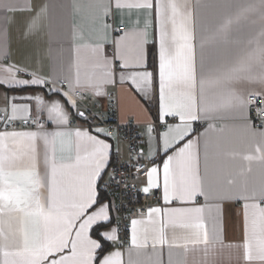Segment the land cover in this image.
<instances>
[{
    "label": "snow or ice",
    "instance_id": "obj_1",
    "mask_svg": "<svg viewBox=\"0 0 264 264\" xmlns=\"http://www.w3.org/2000/svg\"><path fill=\"white\" fill-rule=\"evenodd\" d=\"M71 7L83 14L94 36L74 48V73L46 76L15 64L0 66V86L34 90L23 96L5 93L0 107V264H165L157 245L167 246V264H187L190 250L203 253L195 264H214L209 257L217 246L225 247L216 213L226 200L244 201L243 244L227 247H242L247 264H264V128L249 119L253 106L258 116L264 113V0H71ZM47 8L35 10L30 28ZM113 8L121 23L125 10L137 16L114 40L105 22ZM0 9L13 11L8 3H0ZM77 39H86L82 31H74ZM150 43L157 49L158 120L164 130L153 137L155 125L149 124L147 132L166 157V207H149L146 219L142 213L131 220L124 260L121 251L106 252L101 242L117 240L116 227L100 230L111 217L109 205L97 197L110 145L72 124L87 120L78 106L86 92L100 96L104 85L115 83L113 61H119L121 83L150 97ZM106 44L114 45L111 57ZM80 47L88 50L86 61L79 57ZM85 65L99 71L82 75ZM217 120L235 123L217 129L211 123ZM17 122L29 130H17ZM194 122H209L208 128L189 138ZM95 132L108 135L102 128ZM160 171L157 166L146 170L145 194L161 187ZM200 197L206 205L195 206ZM174 202L180 206H167ZM94 226L97 239L89 234Z\"/></svg>",
    "mask_w": 264,
    "mask_h": 264
},
{
    "label": "crops",
    "instance_id": "obj_2",
    "mask_svg": "<svg viewBox=\"0 0 264 264\" xmlns=\"http://www.w3.org/2000/svg\"><path fill=\"white\" fill-rule=\"evenodd\" d=\"M0 3H8L12 6L13 11L6 12L0 9V66H8L15 64L17 66L26 67L29 71L38 70L43 75L59 74L64 72H75L73 62L76 59L77 53L74 48L80 45L87 44L89 40L94 38L93 33L89 31V23L84 18L83 14L76 13L71 7V0H0ZM47 5L46 15L38 22L35 28H30V21L34 16V12L38 7ZM121 15L113 8L112 14L105 18V22L111 25L110 39H115L120 34L117 33V29L120 26L132 27L137 20L135 12L129 16L127 10L123 16L124 23H121ZM141 25L143 23V17L139 18ZM82 31L86 39L84 40H73V33ZM123 31V32H124ZM153 35L149 36V39L154 38V30L150 29ZM114 52V45L106 44L105 53L111 57ZM199 56V49L197 50ZM210 54V53H209ZM79 57L82 60H87L88 50L86 47L79 48ZM115 83H109L103 86V95L96 96L92 92H86L82 100L90 101L89 105H97L100 109L107 111L109 109L108 102L112 96L116 99V113L117 119L122 122H134L138 124L139 131L147 137V143L145 148V158L149 162V168L157 166L160 168V188L151 189L149 192H154L158 189L162 194V167L163 159H165L164 153L159 151L158 140L153 139L150 141L147 127L154 121L158 120V106H159V94H158V60H157V49L154 43H150L146 46V64L147 70L154 73L153 89L149 98H145L144 95L138 93L128 83H121L119 80L121 69L119 67V61H113ZM98 69H92L85 65L81 68V74L98 72ZM127 74V70H125ZM18 76V74H17ZM21 79L30 78L28 75L18 76ZM66 87V85H65ZM246 87H258L249 86ZM34 90L30 88H16L6 89L0 86V107L5 105V93L9 97L12 96H23L32 93ZM35 91L43 92L46 90L36 89ZM47 99V97H45ZM17 103L24 101H16ZM34 109V102L32 103ZM79 109L83 111V107L78 101ZM250 119V118H249ZM76 125L73 128L88 129L92 134L97 135L100 139L105 140L110 145L109 150V164L102 174V179L97 181V197L99 204H108L111 222L107 224L101 231L110 230L112 227H116V221L113 218V207L106 197L100 193L99 185L101 182L109 180L111 174V163L110 158L113 151V146L107 135H103L95 132L96 128H102L99 125H95L92 128L86 125V122L80 118H76ZM169 123L175 121L169 118ZM19 123V122H17ZM211 123L215 124L217 129L225 125H231L235 122L229 120H217ZM209 122H194V132L189 138H195L200 133L204 132L208 128ZM47 127L51 129L53 126L48 124ZM264 128V127H263ZM21 130H29L27 128H21ZM231 132V130H230ZM158 134L152 133L153 137H157ZM209 135H213L209 133ZM238 136V133L235 134ZM234 142L238 144L241 149L243 145L239 144L238 139ZM151 146V151H150ZM122 155L125 156L126 148L120 147ZM154 153V154H153ZM146 179L140 180L138 185L143 189L146 186ZM214 203V202H208ZM97 205V207L99 206ZM220 210L216 213L218 217L217 226L220 230L221 239L225 247L220 248L217 246L215 255L210 256L209 259L214 264H247L243 259V248L242 247H227V245H242L243 244V223H244V201L243 200H226L219 202ZM206 205L205 200L200 197L196 200L195 206ZM171 207L180 206L174 202ZM166 207L163 203L161 206ZM141 218V216H140ZM137 218V219H140ZM146 219V215L144 216ZM91 237L97 239L96 226L90 230ZM128 244L122 246L118 240L107 241L101 238V242L106 252L119 250L123 253V259L127 260V249L131 246V224L128 232ZM171 236V232L169 233ZM178 237H183L184 231L181 229L176 230ZM162 253V259L167 264L168 259V248L167 246L157 245ZM147 251H151V243L149 242V248ZM174 252L178 254V258H183L184 253L182 248L174 249ZM203 259V253L199 251H189L187 253V264H195V262Z\"/></svg>",
    "mask_w": 264,
    "mask_h": 264
},
{
    "label": "built area",
    "instance_id": "obj_3",
    "mask_svg": "<svg viewBox=\"0 0 264 264\" xmlns=\"http://www.w3.org/2000/svg\"><path fill=\"white\" fill-rule=\"evenodd\" d=\"M124 27L117 29L122 34ZM18 73V76H25ZM86 113V125L92 128L95 125L104 127L108 133L113 151L110 158L111 174L110 179L99 185V191L112 203L113 218L116 221L117 236L120 244H128V232L132 219L146 215L149 207H157L162 204V194L158 189L145 194L138 185L140 180H145V172L149 168V162L145 158L147 137L140 133L138 124L134 122H120L117 119L116 99L112 96L108 102L109 109L104 111L97 105H89L90 101L78 100ZM249 118L256 128L264 127V113L259 116L256 107L250 109ZM83 120V119H82ZM153 133L158 134L164 129L160 126L159 120L154 121ZM76 121L72 124L75 127ZM17 130H21L20 123L16 124ZM121 146L126 148L125 156L122 155ZM137 168L140 170L137 171ZM114 177V178H112ZM144 215V216H145Z\"/></svg>",
    "mask_w": 264,
    "mask_h": 264
}]
</instances>
